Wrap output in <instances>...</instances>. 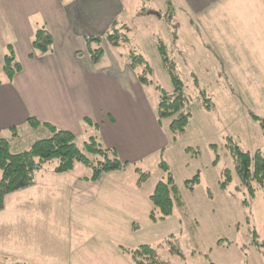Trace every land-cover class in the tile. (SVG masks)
I'll return each instance as SVG.
<instances>
[{
  "label": "crops",
  "instance_id": "obj_1",
  "mask_svg": "<svg viewBox=\"0 0 264 264\" xmlns=\"http://www.w3.org/2000/svg\"><path fill=\"white\" fill-rule=\"evenodd\" d=\"M106 1L110 11L100 15L98 0L93 5L90 0H0V62L11 47L21 68L11 82L4 74L0 78V137L11 147L24 134L46 130L30 128L27 119L34 118L75 140L83 133L96 137L123 163L164 155L167 147L156 112L133 70L127 63L101 64L104 54L96 62L86 49V38L105 42L104 35L123 13L119 2ZM179 1L190 12L186 23L200 25L205 41L190 33L175 35L178 53L263 56L264 0H222L223 6H217L219 0ZM219 7L225 15H215ZM40 28L52 42L45 54L34 53L31 45ZM237 47L240 52L234 51ZM257 109L252 113L264 117V108ZM73 170L38 173L32 187L5 196L0 211L5 264H132L119 247L144 245L133 236L143 233L136 222L138 214L144 216L149 196L139 186L118 184L113 172L91 182L86 180L89 174L75 175Z\"/></svg>",
  "mask_w": 264,
  "mask_h": 264
},
{
  "label": "rangeland",
  "instance_id": "obj_2",
  "mask_svg": "<svg viewBox=\"0 0 264 264\" xmlns=\"http://www.w3.org/2000/svg\"><path fill=\"white\" fill-rule=\"evenodd\" d=\"M90 1L93 5V0ZM98 1L100 15L110 11L106 0ZM116 1L122 5L123 13L116 27L114 25L102 39L106 42L105 38L117 30L119 45L111 47L101 40L93 42L95 45H91L90 49H102L100 54L94 51V60L98 62L104 54L99 61L101 64L127 63L129 66L133 61L134 74L136 77L140 74L146 81L142 84V95L157 115V104L162 94L160 90L171 95L174 89L157 49L162 44L168 61L174 64L176 75L182 83V92L187 99L185 112L189 114L188 123L180 133L170 130L171 118L160 119V129L167 147L163 156L150 155L113 172L112 176L118 184H125L123 186L126 187L133 185L134 188L135 185L139 186V191L149 196L164 177L158 168L163 161L168 166L183 204L182 207H174L171 218L154 224L149 220L152 204L148 199L144 216L138 214L136 222L143 233L134 235V242L153 247L162 264H264V186L258 188L254 196L245 190H237L238 179L230 154L232 145L249 153L264 145L262 129L250 117V112L258 113L257 108H264V50L260 53L263 56L256 53L234 57L198 56L183 49L178 53L173 46L172 38L175 35L190 33L201 43L205 41L200 25L189 27L186 23L190 12L181 1ZM178 2L180 6L183 5L180 9ZM224 2L219 0L217 6H223ZM201 12L198 14L201 15ZM215 15H225L224 8H217ZM103 44L108 47L107 50ZM234 51L241 50L237 47ZM132 56L135 59H131ZM201 92L204 98L210 100V107L204 106ZM260 102L262 104L258 105ZM46 133L47 130H39L24 134L11 149L19 152L32 142L45 138ZM88 141L89 135L83 133L76 138L75 144L83 149ZM54 165H46L45 170L52 169ZM89 169L78 163L73 173L85 175L90 173ZM225 171L230 172L231 180L222 189L220 182ZM140 174L146 175V180L138 184ZM195 176L199 182L193 191H189L184 183ZM117 190L122 189L118 187ZM10 202L13 208V200ZM0 264H5L2 255Z\"/></svg>",
  "mask_w": 264,
  "mask_h": 264
},
{
  "label": "trees",
  "instance_id": "obj_3",
  "mask_svg": "<svg viewBox=\"0 0 264 264\" xmlns=\"http://www.w3.org/2000/svg\"><path fill=\"white\" fill-rule=\"evenodd\" d=\"M117 35V30L113 31L105 38L106 42L112 46H118L119 38ZM98 40L101 39H85L87 50L92 58L95 56L94 51H97V54L102 51L101 48L90 49L91 44ZM51 43V39L44 28L36 30L31 41L32 49L36 54L50 52ZM164 48L161 44L157 49L174 89L171 95L160 90L162 94L157 104V118L158 123H160L161 118H171L170 130L173 133H180L183 132L189 119V114L185 112L187 99L182 92L183 86L176 75L174 64L168 61ZM131 59L135 58L132 56ZM129 66L134 70L133 61H130ZM1 70L7 82H11L21 70L11 47L6 48ZM137 75L139 82L145 84L144 78L140 74ZM194 84L197 85L196 81ZM200 94L204 98V93L201 92ZM203 102L205 107H210L209 99L204 98ZM250 117L259 123L264 136V118H259L252 112H250ZM27 125L32 129L44 127L48 130L49 136L32 143L27 149L19 152H13L10 141L0 137V211L4 207L5 196L32 187L35 176L47 171L45 167L50 163H55L52 171L56 174L70 172L76 164L81 163L90 168L89 177L86 180L91 182L96 181L102 174L120 171L127 166V163L119 160L113 149L103 147L96 137H89L88 143H85L83 149H80L75 144L74 136L69 132L58 130L47 124H40L34 118H28ZM230 154L234 163V172L238 179V185L235 188L245 190L250 196H254L255 191L264 186V145L253 153L242 151L238 146L232 145ZM158 168L164 177L156 184L148 198L152 204L149 220L154 224L172 217L174 207H182L183 205L166 163L161 161ZM145 180L146 175L140 174L138 184ZM230 180V172H223L220 187L224 189ZM198 182L199 179L195 176L185 181L184 184L189 191H193ZM135 228L133 227V230ZM119 249L132 264H162L157 251L149 245H140L132 249L119 247Z\"/></svg>",
  "mask_w": 264,
  "mask_h": 264
}]
</instances>
